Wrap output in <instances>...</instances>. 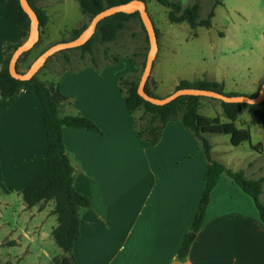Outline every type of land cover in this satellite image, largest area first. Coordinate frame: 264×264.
Returning <instances> with one entry per match:
<instances>
[{
	"label": "crops",
	"instance_id": "0c3cea01",
	"mask_svg": "<svg viewBox=\"0 0 264 264\" xmlns=\"http://www.w3.org/2000/svg\"><path fill=\"white\" fill-rule=\"evenodd\" d=\"M0 1L2 49L5 42L21 40V33L6 19ZM64 1H45L46 27L61 16L59 7ZM67 56L66 64L64 57L54 62L57 70L63 69L59 90L72 102L62 105L59 114L86 117L102 132L63 130L75 189L91 200V208L79 211L83 222L73 245L75 262L171 264L203 189L206 161L199 143L184 129L180 117L165 125L157 144L144 142L137 134L136 112L129 115L126 111L115 69L96 66L84 56ZM260 75L251 80L248 89L237 93L253 96ZM43 78L50 79L48 75ZM207 110L198 113L227 122L222 111H214L210 105ZM259 124L246 110L235 121L237 129H248L250 135L251 125L260 128ZM258 130L261 140L254 146L250 139L249 150L264 157V128ZM209 137L212 160L242 171L247 179L263 178L260 200L264 204V165L241 161L231 153L245 143L232 147L230 138L218 137L211 143ZM46 150L42 107L34 88L29 86L14 97H0V211L27 213L32 217L24 224L31 226L37 220L51 219L45 243L37 241L29 249L30 236L23 231L27 246L12 257V264H52L55 256L62 255L51 237L56 216L47 211V207L53 211L54 202L26 209L21 196L23 187L44 168ZM20 219L8 222L17 225ZM181 264H264V223L253 200L227 177L219 178L211 190L202 226Z\"/></svg>",
	"mask_w": 264,
	"mask_h": 264
},
{
	"label": "trees",
	"instance_id": "16d2710c",
	"mask_svg": "<svg viewBox=\"0 0 264 264\" xmlns=\"http://www.w3.org/2000/svg\"><path fill=\"white\" fill-rule=\"evenodd\" d=\"M81 13L90 20L106 8L127 4L132 1L147 0H76ZM159 5L168 9L167 19L171 24H187L191 29L196 27L210 28L211 19L214 16V8L221 4V0H211L212 7L203 20H199V5L194 3L185 8H181L177 2L170 0H154ZM30 7L36 13L40 32L45 29L49 17L45 10L35 5L36 0H27ZM6 19L13 25L17 26L21 33V40L16 43L5 42L2 45V62L0 65V97L9 98L19 95L27 87L32 86L34 92L42 107L43 128L47 141V150L43 156L45 166L38 171L32 179L23 187L21 196L26 209L35 206H43L49 201L54 202L53 215L56 216L57 226L52 229L51 237L55 245L61 250L62 255L55 256L52 264H76L73 256V245L79 239L80 209L91 208V200L79 193L75 189L73 167L65 151L63 142V130L73 128L85 130L96 134H101L100 128L90 119L81 115H66L61 117L59 110L64 104H71V99L64 96L58 86V78L63 69L54 77V79H44L40 71L44 69L51 57L43 68L29 81H19L13 79L8 72V64L12 53L27 38L29 32V19L22 11L19 0H3ZM133 18H139L137 12L132 14L117 13L100 21L92 38L83 46L72 49L79 50L82 56L91 52L96 42L111 43L117 38L118 33L124 29L125 24ZM88 25V24H87ZM87 25L70 31L68 40L75 39ZM142 30L146 33L142 23ZM148 43L147 34L145 38ZM38 43L32 50L22 55L17 64L27 62L28 57L37 48ZM46 49V48H45ZM42 49L33 60L42 53ZM70 50L62 51L58 54L66 53ZM65 64L68 62L67 54L63 56ZM32 60V61H33ZM143 68L145 63H143ZM29 65L26 67L28 69ZM19 72V71H18ZM264 80V79H263ZM122 82V83H121ZM138 82L119 81L123 102L129 115L142 110L144 114L149 115V121L146 127L137 129L138 137L149 145H155L161 137L163 128L168 122L175 121L180 117L182 126L191 136L197 140L200 145V152L206 161V169L203 174V189L201 191L196 210L188 231L184 234L176 254V261L182 263L187 256L190 246L200 230L205 218V210L209 203L211 190L217 184L219 178L227 177L237 185L247 196H249L258 211L260 220L264 223V204L260 200L262 193L263 178L247 179L242 171H233L226 168L223 164L211 159V146L207 140L208 135L228 136L232 147H238L243 143H249L251 135L248 129H237L235 121L239 113L248 111L252 118H255L264 128V101L257 105L220 103V108L227 122L222 123L218 117L207 118L199 115L201 97L182 96L163 106H155L145 102L137 94ZM147 85V83H146ZM145 85V92L152 97H156L148 92ZM261 86V85H260ZM251 96L258 94L260 89ZM203 89L223 92V84L214 81H186L178 83L175 90L179 89ZM226 94V93H224ZM226 95H239L230 93ZM257 150V149H255ZM3 264H12L5 262Z\"/></svg>",
	"mask_w": 264,
	"mask_h": 264
},
{
	"label": "rangeland",
	"instance_id": "374dc122",
	"mask_svg": "<svg viewBox=\"0 0 264 264\" xmlns=\"http://www.w3.org/2000/svg\"><path fill=\"white\" fill-rule=\"evenodd\" d=\"M45 1L36 0L35 5L43 8ZM170 1L177 2L182 9L197 3L199 20L205 19L212 7L211 0ZM146 9L152 20L158 44V52L146 85L152 95L164 98L175 91L182 80L214 81L223 84L224 93L240 94L237 92L248 89L251 80L261 74L257 84L258 90L264 79V0H221V4L214 8L210 28L191 29L185 23L171 24L167 19L168 9L154 0L146 1ZM59 10L61 16L54 20L56 23L50 22L46 27L47 31L44 29L40 32L37 48L26 63L19 65V72H24L42 49L61 40H68L71 30L89 24L88 17L81 13L76 0L61 2ZM62 27L66 29L60 33ZM145 38L146 33L141 28V21L133 18L125 24L114 42H96L91 52L83 56L88 61L95 62L96 66L113 67L116 75L120 76L118 83L123 80L138 82L149 50ZM66 54L82 56L79 50L56 54L40 74L54 79L59 73L54 62L60 61ZM120 87H123V84ZM209 105L214 111H221L219 101L209 98H201L198 111L208 112ZM135 121L136 128L142 129L147 126L149 115L140 110L136 112ZM259 127L263 129L260 124ZM260 128L251 125V143L254 146L261 140L262 135L258 130ZM218 137L224 141L229 140L228 136L211 135L209 141L214 143ZM249 148V144L245 143L243 148L232 150L231 153L241 161L264 165V157ZM47 211L49 215L53 214L48 207ZM17 217L23 218L19 220V224L8 222ZM31 217L19 210L12 213L10 210L0 211V264L13 263L12 257L26 249L23 231L30 236L29 249L37 241L45 243L49 238L51 219L42 222L37 220L33 226L25 225L24 221ZM35 233H38V236H35Z\"/></svg>",
	"mask_w": 264,
	"mask_h": 264
},
{
	"label": "water",
	"instance_id": "95a60500",
	"mask_svg": "<svg viewBox=\"0 0 264 264\" xmlns=\"http://www.w3.org/2000/svg\"><path fill=\"white\" fill-rule=\"evenodd\" d=\"M22 11L27 15L29 19V32L27 38L20 44L12 53L8 64L9 75L19 81H29L32 79L45 65V63L54 55L66 51L79 48L86 44L94 35L97 25L103 19L115 15L117 13L132 14L137 12L140 21L146 31L149 50L146 56L145 66L143 68L140 80L137 86V94L145 101L155 106H163L171 101L182 96H194L201 98L214 99L223 103H236L257 105L264 101V80L260 86L258 94L254 97L247 95H226L216 91L203 90V89H179L173 91L171 94L164 98L152 97L145 92V85L150 77L153 63L158 52L157 37L155 34L152 20L147 12L146 3L143 1H132L127 4L117 5L109 7L96 14L86 26V28L73 40L57 42L46 48L40 53L29 65L28 69L24 72H18L16 64L19 58L32 50L38 43L40 38V29L38 25V19L36 13L28 4L27 0H19ZM171 264H181L178 261H172Z\"/></svg>",
	"mask_w": 264,
	"mask_h": 264
}]
</instances>
